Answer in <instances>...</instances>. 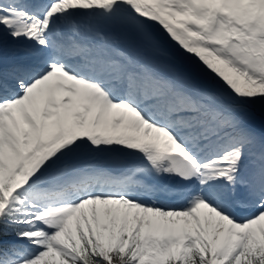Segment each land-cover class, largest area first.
Returning a JSON list of instances; mask_svg holds the SVG:
<instances>
[{
  "label": "snow or ice",
  "instance_id": "snow-or-ice-1",
  "mask_svg": "<svg viewBox=\"0 0 264 264\" xmlns=\"http://www.w3.org/2000/svg\"><path fill=\"white\" fill-rule=\"evenodd\" d=\"M0 264H264V0H0Z\"/></svg>",
  "mask_w": 264,
  "mask_h": 264
}]
</instances>
